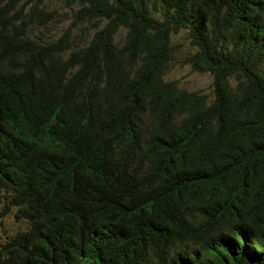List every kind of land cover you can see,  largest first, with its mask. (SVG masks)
Wrapping results in <instances>:
<instances>
[{
  "label": "trees",
  "instance_id": "16d2710c",
  "mask_svg": "<svg viewBox=\"0 0 264 264\" xmlns=\"http://www.w3.org/2000/svg\"><path fill=\"white\" fill-rule=\"evenodd\" d=\"M46 1L0 0V264H264V0H72L43 40ZM180 30L212 98L164 79Z\"/></svg>",
  "mask_w": 264,
  "mask_h": 264
},
{
  "label": "rangeland",
  "instance_id": "374dc122",
  "mask_svg": "<svg viewBox=\"0 0 264 264\" xmlns=\"http://www.w3.org/2000/svg\"><path fill=\"white\" fill-rule=\"evenodd\" d=\"M32 0H21L17 4L18 10L27 8L31 12ZM48 14L41 18L33 17L38 24L39 30L33 35L34 38L53 40L58 38L68 27L77 7L72 0H47ZM24 11V10H23ZM68 15L70 20H67ZM91 26L88 25L87 29ZM125 36V30L121 29L115 36V42L121 44ZM172 55L167 65L164 79L174 82L175 85L186 91H193L208 98H212V77L208 73L197 72L185 63V58L195 50L187 37L186 30H180L171 36ZM16 209L10 207L6 196L0 197V247L10 237L25 231L27 224L15 217Z\"/></svg>",
  "mask_w": 264,
  "mask_h": 264
}]
</instances>
